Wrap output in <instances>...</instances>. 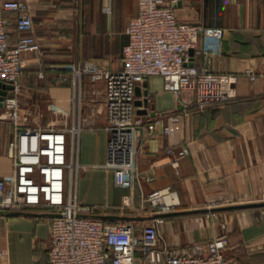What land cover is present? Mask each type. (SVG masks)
<instances>
[{
  "label": "crops",
  "instance_id": "0c3cea01",
  "mask_svg": "<svg viewBox=\"0 0 264 264\" xmlns=\"http://www.w3.org/2000/svg\"><path fill=\"white\" fill-rule=\"evenodd\" d=\"M26 1L33 16L31 33L19 32L16 15L5 13L11 46L28 34L40 44V52L24 54L22 107L24 114L32 110L25 125L50 126L69 134L74 128L81 129L75 183L80 204L97 206L95 216L133 217L149 223L155 215L134 211L141 205L142 192L164 191L167 202L176 205L173 213L264 202V0H183L178 7L182 22L225 30L221 51L205 59L196 57L195 64L234 75L238 97L199 110L186 106L193 95L168 93L161 77L149 78L136 99L144 101L148 94L149 105L138 107V113L162 116L171 132L166 135L160 129L144 142L137 157L138 169L154 180L144 183L142 189L136 185L116 187L113 170L106 168L104 83L85 77L81 87L75 88L62 83L59 72L52 68L89 59L107 71H121L129 41L126 28L138 15V0ZM249 70L256 76L254 81L247 74ZM40 72L45 74L43 79ZM28 99L32 106H24ZM174 117L179 121H172ZM5 123L12 141L14 126L1 110L0 178L13 174L9 142L3 137ZM169 146H188L190 150L178 168L166 152ZM126 202L130 209L124 208ZM24 213L32 216L0 215V264H47L54 214L41 207ZM164 218L159 232L172 247L204 244L226 233L230 260L264 264V208Z\"/></svg>",
  "mask_w": 264,
  "mask_h": 264
},
{
  "label": "built area",
  "instance_id": "2783aa9c",
  "mask_svg": "<svg viewBox=\"0 0 264 264\" xmlns=\"http://www.w3.org/2000/svg\"><path fill=\"white\" fill-rule=\"evenodd\" d=\"M183 0H138L139 12L126 28L128 44L123 51V69L110 72L97 61L82 60L52 67L62 83L75 88L85 77L105 85L107 163L114 172L115 186L129 189L150 183L154 177L138 169L137 157L146 139L160 129L168 135L171 127L162 116L151 118L138 113L137 90L149 78L164 80V90L177 96L193 95L186 106L203 110L237 99L236 77L212 72L195 64L221 51L225 30L182 22L177 9ZM111 13L110 8L106 9ZM16 15V29L31 33L33 16L26 0H5L0 6V83L13 85L4 98L8 121L14 126V138L8 145L13 159V174L0 178V211L24 212L46 208L54 215L50 223L47 264H235L226 251L228 235L221 234L206 243L170 246L159 232L165 218L151 222L107 221L94 218L99 208L78 202L74 181L78 178V142L80 128L70 131L26 126L32 110L22 107L21 80L26 62L24 54L40 52L35 36L28 34L11 46L9 20ZM247 74L256 79L253 71ZM44 72L39 73L43 79ZM172 121H179L177 117ZM167 154L174 165L190 155L188 146H169ZM170 191V189H168ZM162 190L142 192V202L134 211L151 215L173 213ZM131 204L126 202L125 209ZM214 213H209V216ZM36 264V263H33Z\"/></svg>",
  "mask_w": 264,
  "mask_h": 264
},
{
  "label": "water",
  "instance_id": "95a60500",
  "mask_svg": "<svg viewBox=\"0 0 264 264\" xmlns=\"http://www.w3.org/2000/svg\"><path fill=\"white\" fill-rule=\"evenodd\" d=\"M14 89L13 85H4L0 83V109L4 107L3 101L4 98L7 96L9 91ZM137 95L140 96V88L137 90ZM148 106L149 105V98L148 94H146L144 101L136 102L137 107H141L142 105ZM264 208V202H257V203H248L242 205H233L227 207H220L215 209H206V210H197V211H187V212H177V213H170L166 215H156L154 218L158 217H168V216H181V215H189V214H197V213H218V212H230V211H238V210H248V209H260ZM0 215L10 216V217H17V216H32V214H27L24 212H3L0 211ZM56 215H53L55 217ZM94 218H99L107 221H139V218L133 217H118V216H94Z\"/></svg>",
  "mask_w": 264,
  "mask_h": 264
},
{
  "label": "rangeland",
  "instance_id": "374dc122",
  "mask_svg": "<svg viewBox=\"0 0 264 264\" xmlns=\"http://www.w3.org/2000/svg\"><path fill=\"white\" fill-rule=\"evenodd\" d=\"M21 85H22V83H21ZM22 100H25V98H23L22 97ZM25 103H24V106H26V104H30L31 105V103H30V100L28 99L27 101H24ZM29 102V103H28ZM41 104V103H40ZM29 106V105H28ZM32 106V105H31ZM8 113V112H7ZM7 120H5V122H6ZM8 124L6 125V123H5V125H4V128H5V132H4V141L5 142H9L10 143V139H11V136H10V132L8 131ZM75 183H76V180L74 181V185H75Z\"/></svg>",
  "mask_w": 264,
  "mask_h": 264
}]
</instances>
